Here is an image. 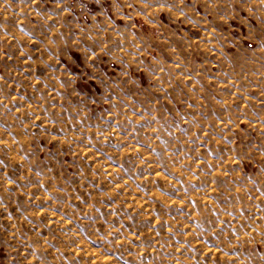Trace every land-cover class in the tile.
<instances>
[{
	"label": "rangeland",
	"instance_id": "rangeland-1",
	"mask_svg": "<svg viewBox=\"0 0 264 264\" xmlns=\"http://www.w3.org/2000/svg\"><path fill=\"white\" fill-rule=\"evenodd\" d=\"M174 2L0 0V264H264V4ZM84 30L155 66L130 107L68 98Z\"/></svg>",
	"mask_w": 264,
	"mask_h": 264
},
{
	"label": "clouds",
	"instance_id": "clouds-1",
	"mask_svg": "<svg viewBox=\"0 0 264 264\" xmlns=\"http://www.w3.org/2000/svg\"><path fill=\"white\" fill-rule=\"evenodd\" d=\"M33 2H36V0H33ZM60 2H62V0H60ZM99 2L100 0H97V3ZM112 2L118 5L117 14L124 15L125 13L121 11L124 4H128L134 11L143 14V12L146 9L151 8L153 3L157 2V0H139V3L144 6L143 8H137L134 0H123V2H121V0H112ZM230 2L232 5L238 6L243 4L244 0H230ZM5 3H8V0H5ZM259 3L264 4V0H259ZM181 5H184V0H175L173 8L176 11L183 12L184 8ZM229 20L230 18L227 14L222 15V22L228 23ZM45 22L47 21L45 20ZM258 23L259 25L264 26V18H261ZM261 31L262 28H257L258 34L261 33ZM117 34L123 36L122 33ZM257 38H259V35ZM108 39L109 38L107 37L101 38L99 32H96V34L93 35L90 31L84 30L81 32L77 41H70L67 47L60 48V53L64 56V59L60 60V63H64V60H67L69 64H74L80 69V81L84 83L93 81L98 86L97 92L90 96L86 93L78 92L75 87H73L68 92L69 99L73 96H79L78 102L81 104L87 99V101H90L92 104L98 106L107 104L113 110L118 111L121 107H130L131 103H135L132 93L138 92L143 94L146 91V80L151 76H155L156 70L152 63L143 60L133 67V61L131 59L114 54L113 46L109 45ZM213 39L218 40V42H221L222 44L220 37L216 33H213ZM56 43V40H52V44ZM209 43H211V41H209ZM125 52H129V49L125 48ZM131 54L133 56L136 55L135 42H132ZM49 55H52L50 50ZM156 64H159L158 60L156 61ZM117 66H119L118 75L113 71ZM47 67L52 68L53 65L48 63ZM136 67L141 68L142 71L137 72ZM55 79L61 88H67L68 82L61 80L59 76H56ZM76 82L77 78L74 75L71 84L75 85ZM45 86H47V82H45ZM56 94L57 96L61 95L59 90ZM114 114V112L109 113V115ZM68 142L70 143L71 141ZM184 167L187 166L185 165ZM209 167L212 166L209 165ZM189 173L190 176L199 179L196 174L191 173L190 169ZM212 182L215 183V179H213ZM110 183H112V181H110ZM253 232H256L257 236L264 237V231H258L254 228ZM243 236L248 238L249 242L255 240V237L247 231L243 233ZM236 240L237 242L241 241L239 234H237ZM229 243H231V241H229ZM233 259L237 260L239 264H250V260L245 261L239 254L235 255ZM261 259L264 260V257H261Z\"/></svg>",
	"mask_w": 264,
	"mask_h": 264
}]
</instances>
